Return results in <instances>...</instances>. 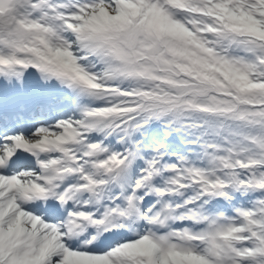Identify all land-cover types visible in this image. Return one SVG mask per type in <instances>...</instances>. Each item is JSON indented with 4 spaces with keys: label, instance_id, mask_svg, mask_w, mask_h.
<instances>
[{
    "label": "snow or ice",
    "instance_id": "1",
    "mask_svg": "<svg viewBox=\"0 0 264 264\" xmlns=\"http://www.w3.org/2000/svg\"><path fill=\"white\" fill-rule=\"evenodd\" d=\"M0 264H264V0H0Z\"/></svg>",
    "mask_w": 264,
    "mask_h": 264
}]
</instances>
